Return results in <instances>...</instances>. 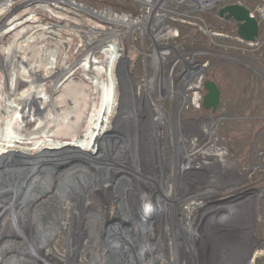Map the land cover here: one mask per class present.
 Here are the masks:
<instances>
[{
    "label": "rangeland",
    "instance_id": "rangeland-1",
    "mask_svg": "<svg viewBox=\"0 0 264 264\" xmlns=\"http://www.w3.org/2000/svg\"><path fill=\"white\" fill-rule=\"evenodd\" d=\"M21 1L23 0H0V17L2 11L9 7L11 3ZM68 1L83 3L89 7H95L98 10H106L109 8L117 11L135 10L133 2L125 0ZM245 3L251 9H255L259 6L260 1L246 0ZM53 8L54 10H52V12L45 10L44 13L39 16L37 21L40 22L42 19H45V21L34 24L33 34L28 33L29 38L26 39L24 36L22 38L15 37L17 39V41H15L16 43L12 42L14 30L10 27L13 25L4 23L0 28V32L3 34V41L2 43L0 42V45H2L4 53L8 54L12 50H16V55H21L27 58V60L29 59L30 62L32 60V62L36 64L39 63L38 65L43 64L44 67L43 62L46 61L47 57L55 61H60L63 55H60L59 58V52L56 46L52 47L56 53L49 55L46 50L42 48L43 44L47 42L43 39L51 37V43L54 44L57 41L59 42L62 41V39L66 40L69 38V42L72 44L71 51H73L75 45L79 43L78 31L90 29V31H84L86 35L90 36L91 33L94 32V25L97 27L99 25L95 14L82 8L71 6L66 2L59 1L55 3ZM20 13L22 12H18V15ZM204 18L210 29H212L213 33L216 35L214 37L220 39L219 37H221L222 34L232 37L234 31L233 26L219 20L215 12L206 14ZM46 22H48V28H50V26L52 27L53 36L52 34H50V36L46 33V30L43 29L47 26L45 24ZM105 25V27L114 28L113 25ZM231 37L226 39V41L233 44ZM179 42L186 53L190 55L204 52V50L214 52H222L224 50L223 48L211 45L208 36L204 32L194 28L184 29ZM88 49L91 48L89 47ZM235 51L239 52L240 56L243 58L240 62H229L222 58L211 57L204 54L196 57L198 61L209 63L204 84L206 82H212L217 86L219 91L218 106L216 109L210 110V108L203 104V111H185L182 112L181 115L183 120L189 118L199 120L203 117H207L208 119H205V121L210 122V124L212 123V126H210L212 127L214 136L209 142V136H205L203 131L197 128L196 130L193 128H185V132L193 134L196 139L194 144L198 145L197 155L208 157L212 154H222V159L219 160L215 158L214 161L212 160L211 166H207L208 168L205 172L200 171L197 172V174H192L193 172H191L190 174L188 173L192 167L190 165L188 167L189 170H184L188 176L180 174L181 176L179 178L172 172V169H169L170 166L168 162L166 161L167 163H165L162 161L161 158L165 151L163 148L164 145L162 144L160 149L163 151L161 150L160 153H158L156 149V154L151 157V163L146 159V163L150 164L146 165L145 162L142 161V165L144 166L141 168L142 170L145 168V173L141 180L138 181L139 171H134V164L137 169L138 164L136 160H133L131 151L132 134L130 133H133V126L129 127L131 130L118 131L119 133L115 136V138L117 137V142H122V140H124L122 149L125 154V167H119L121 168L119 169L116 166L122 158L118 159L115 164L113 162L107 163L105 160H102V162L98 160L97 163H91L90 160L86 159L87 155H95L97 154L96 151L105 152L107 148L102 139L99 138L95 140L94 138V131L96 130L97 124H87L89 118L92 117L93 108L91 101H87L88 104H85V95L82 94L81 89L84 87L83 84L78 83L76 79V85L80 86H72V84L68 86V81H66L61 85V90H54V93H56V100H58L59 103H56L51 111H48L51 107L50 101L48 102L46 99L45 101L41 100L38 103L39 111L34 109L31 111L33 121L32 130L34 131L35 138L41 135L42 129L45 127V121L49 119L51 112L53 113L50 122L53 121L54 113L56 114L58 112H60V115L67 117L81 114L80 116L82 119L74 117L75 119L72 120L71 123L68 124V122H66L64 126L66 124L68 126L66 125V128H63V126L61 129L63 132L65 130V134H62L63 136L58 135L59 141L52 147L45 149L41 142H34L30 144L32 146L24 147V149L29 150V153H18L14 155V157L11 156V159H18L19 162H31L35 164L41 161V163L34 173L24 172V175H20L16 169L15 171L3 170L0 172V212L4 203H27L29 200L28 193L39 194L45 190H55L60 186L59 184L62 178L65 180L64 189L67 193V197L74 196L78 189L84 188L85 186L91 189H89L87 193L88 201L85 204L76 202L73 206L72 202L67 203L68 198H66L65 204L61 208H54L53 211L52 209L46 208L45 212L47 215L44 220L52 223L56 222L57 219H55V217L62 216H64L62 217L64 221L68 222L72 217V209L76 212V218L70 221V223L75 225L72 236L67 237L64 232H60L52 241L51 246H45L44 250L48 248L53 255L55 254L53 250L57 251V254L54 255L57 257V261H53L51 256L47 257L46 255L48 253L45 251L39 254L34 252L24 253L21 251L16 254L17 258L20 259L18 261L19 264H50L47 258L48 260H52V262L50 261L52 264H81V262H86L84 259L80 261L81 255L87 261L89 260V256H92L94 257V261L91 258V263L96 262L97 255L99 256L98 253L103 250L100 243H106L107 240H110V235H114L113 238L117 235H122L121 238L125 239L126 242L130 240L128 236L127 238L124 237V233L126 234V232L123 230V227L120 226L117 228L116 232L114 227L108 228L107 225L113 224L108 221H117V219H121L122 221L126 220L125 224H130L135 227L137 217L141 218L140 221H145L147 218L149 221H151L149 218H164L165 220L163 221H168L169 227L173 228L172 230L175 232H177L178 229L176 226L181 221L188 227H193L196 233L193 238L196 243L194 249L199 252V264H205L202 251L208 254L207 263L214 264L215 256L213 254L216 250L218 252L219 248L217 246L214 247L213 243L215 242L216 244V239L218 238V242L223 239V246L226 252V254L225 252L223 253V256L227 257V261H223L222 264H241L243 260L242 257H247L250 253L254 254L255 250L256 253L254 254L253 264H264V47L254 52L246 51V53H244L241 50ZM91 59L92 58H90L88 62L85 61V63L88 64L84 66L87 70L85 68L82 69L83 74H86L87 71H91ZM40 66L42 67V65ZM73 67L75 68V65ZM79 71H77L76 75L80 74ZM74 73H71V75L73 76ZM69 80H71V76ZM54 83L55 81H53V84ZM44 89L48 91V87L44 86ZM15 91L18 92L17 88H14V92ZM204 95H207L205 89ZM100 97H102V94ZM14 100L17 102L16 98H14ZM210 118H212V120H210ZM1 126L2 122H0V130ZM181 129L183 131L184 126H182ZM171 130L180 131V129L175 128ZM68 131L69 133H67ZM124 134L129 139L125 140ZM137 134L140 133L137 132ZM73 138L78 139L82 144H73L67 147L68 152L65 156L62 155L67 146L64 141L72 140ZM215 138L217 141L214 140ZM152 141L156 144L154 139ZM135 144L136 142L134 146ZM151 145L152 142L148 143V146ZM148 150L150 151L149 154H152L154 148L151 147L150 150L149 147ZM106 154L112 155L111 149H109ZM134 154L138 156V151ZM144 155L145 157L147 155L145 149L142 150V156L144 157ZM134 159H136V156H134ZM6 160L5 155L2 154L0 150V162L3 163ZM104 162L107 164L104 165ZM202 163L203 162L198 159L193 166L199 168ZM43 171L46 173L45 176L42 174ZM104 172L105 179L102 177L103 186H101L100 189L95 188L98 187V183L94 182L98 181L101 177V173L104 175ZM117 174L118 178L114 177L113 180L106 178ZM121 175H123L124 180L125 178L128 179L125 185L120 183L119 177ZM164 176L165 178H163ZM65 177L69 178L70 182L66 181L67 178ZM167 180L172 181L167 183L169 186V193L172 194L168 199H165L168 194L166 191L164 192L165 184L168 182ZM173 181H175L176 185H174ZM73 183H76L79 187L75 189L69 187V185ZM126 185L133 188V190L130 191L127 205L123 203V197L120 198L121 195H124L120 194V192L125 191ZM92 186H94V188ZM143 195L147 198L149 197V205L142 214L140 203L142 202ZM118 200L122 203H117ZM33 208L34 207L31 209L33 210ZM93 214H96L98 220L94 219ZM124 214L125 218H123ZM119 216L122 218H119ZM189 217H191V219H189ZM4 218L5 217L0 218V262L6 261L11 257L10 253L6 252L5 245L12 241H16L19 244L25 243L23 235L14 232L11 228L10 231H3V233H1L3 229L1 226L4 223ZM155 224L159 226L158 220L155 221ZM246 225L249 226V230H247L248 228L246 229ZM53 226L58 225L54 224ZM157 226H155V229ZM38 227L39 229L37 232H39V234H43L45 239L51 238L50 233L44 231L42 223L39 224ZM40 229H42L43 232H40ZM110 229H112L111 233L108 234ZM58 231L59 229L56 232L58 233ZM247 231L250 235L246 233ZM135 232H137V229H135ZM155 232L159 235L165 234L157 230ZM210 236H212L211 239ZM157 240L158 237L155 236L150 239L149 242L153 245ZM164 243H170L168 235H164ZM112 246V248L116 247L117 250L115 251H120L122 248V244H113ZM111 252L113 253L114 251L112 250ZM69 254L73 257L76 256V259L69 258ZM61 256L62 259H60ZM180 256L181 251L175 254V258H179ZM190 262L191 258L187 257V264H194V261ZM166 264H177V261L174 259V261Z\"/></svg>",
    "mask_w": 264,
    "mask_h": 264
},
{
    "label": "built area",
    "instance_id": "built-area-1",
    "mask_svg": "<svg viewBox=\"0 0 264 264\" xmlns=\"http://www.w3.org/2000/svg\"><path fill=\"white\" fill-rule=\"evenodd\" d=\"M29 0H23L21 2H13L5 10H14V15H18L20 18L15 21V24L10 28L14 30L13 38H27L28 33L33 34L35 23H42L45 19L40 22L37 21L39 16L44 11H50L45 7H33L34 9L28 10L30 7H25L23 4ZM34 1V0H33ZM133 2L135 10L117 11L112 9L98 10L95 7H89L83 3L74 2L75 6L87 10L88 12L95 14L98 19V25L102 29H106L105 24L113 25L112 28L115 32L113 43L118 45L121 49L118 50L120 56L126 55V49L131 51L130 55L133 58L130 59V64L127 63V77L122 78L117 75L118 63H116L114 70L105 75L104 73L99 74L97 69L87 71V74L82 73V69L87 66L85 63L89 61V45L86 43L85 32L78 31L79 43L75 45L73 51H71L72 44L69 42L64 44L62 53L58 49L59 55H63L62 58L67 59L68 63L74 65L76 70L71 80H68V86H80L76 85L75 80L78 83L83 84L82 94L85 95V104L87 101H91L92 108L97 104V101L102 93L109 92L110 95L124 92L126 86L128 87L125 94L132 96H141L145 94L146 99L141 100L138 103L132 104L130 107L133 111L144 112L149 116L150 110L157 109V112H163L166 121L168 119L167 114L171 116V124L175 126H184L183 131L180 129V136L178 135V142L181 143V158L179 163L174 160L177 165V169L184 171L186 165L191 164L192 167L190 172H205L211 166L212 160L222 159V154H212L208 157L197 155V144H194L196 140L193 134L185 132V128L199 129L205 133L208 137V142L212 140L214 133L212 132V123L205 121L207 117L201 119L189 118L183 120L181 115L185 111H203L204 104V80L206 70L208 69L209 63L197 60L198 55H207L211 57H217L225 59L229 62L241 61L243 59L238 51H257L264 47V0H259L260 4L255 9H251L246 5V0H125ZM81 5L82 7L77 6ZM34 5V3L32 4ZM31 5V6H32ZM244 6L250 10V17L255 18L260 27L259 36L254 41H247L239 35V25L241 22L234 18L226 19L225 16L220 14V11L227 6ZM85 6L86 8H83ZM2 11V13L4 12ZM35 11V13H34ZM215 12L217 18L223 22L231 24L234 28L232 37L226 34H222L220 39L213 33L207 24L204 16L208 13ZM3 17V18H2ZM113 18V20H107V18ZM6 18L4 14H1L0 25L5 23ZM4 20V21H3ZM47 26L43 29L46 33L52 34L53 29L45 23ZM194 28L204 32L214 47L223 48L222 52H214L204 50L201 53H195L190 55L186 53L184 48L181 46L179 39L184 29ZM49 31H48V30ZM233 41V44L226 41L229 39ZM51 37L43 39L47 41L43 44L42 48L51 55L55 53L52 48ZM42 40V41H43ZM49 40V41H48ZM15 41L17 39L15 38ZM65 40H63L64 42ZM20 43V42H19ZM229 49V51H228ZM86 64V65H85ZM89 69V68H88ZM80 70V74L77 71ZM87 70V69H86ZM106 94V93H105ZM182 96L179 100L177 108L178 97ZM150 98L153 100L150 101ZM156 114V113H155ZM143 137L148 131L147 127L151 129L150 135L148 136V143L152 142L149 147L154 148L153 154L156 149L160 153L161 144L164 145L166 150L164 127L157 126L155 122L149 121V117L141 116ZM179 120H178V119ZM212 120V118H210ZM139 122V120H138ZM184 124V125H183ZM147 126V127H146ZM129 132V131H128ZM127 134V133H126ZM132 134V133H130ZM124 139H129L125 134ZM122 136V137H123ZM187 138V139H186ZM146 139V136H145ZM156 141L155 144L152 140ZM171 138V148L175 145ZM217 141V139H214ZM155 145V146H154ZM165 154V151H164ZM215 156V157H213ZM160 157V156H159ZM211 157V158H209ZM203 163L199 168L194 167V163L198 161ZM135 160V159H134ZM171 160V158H170ZM151 163V162H150ZM150 163H145L146 165ZM172 163V160H171ZM139 167V165H138ZM203 167V170L201 168ZM172 168V164L171 167ZM189 170V169H188ZM195 170V171H194ZM194 174V173H193ZM116 218V217H115ZM119 218H122L119 216ZM141 218L137 217L135 227L130 224H123L125 221L121 219L109 220L112 225H107L108 228L114 227L116 229L120 226L128 234L127 242L121 238L122 235H110L107 244H122L120 251L108 252L106 249L101 250L99 256L97 255L96 264H166L168 262L177 261V264H186L187 257H194V254L198 253V250L194 249V234L193 227H188L183 221H181L176 227L177 232L173 231L169 227L168 221L164 218H149L151 221L145 219L140 221ZM191 219V217H189ZM158 220L159 226L155 224ZM122 224V225H121ZM155 226L156 229H155ZM137 229V232H135ZM164 232V235H168L169 244L164 243V235H159L157 232ZM157 236L158 240L153 245L150 244L149 240ZM178 236V237H177ZM105 243H100L104 247ZM181 251V256L175 258V254ZM94 257L89 256L87 261L82 255L80 261L83 259L86 262L81 264H91ZM94 261V260H93ZM195 261V258H193Z\"/></svg>",
    "mask_w": 264,
    "mask_h": 264
},
{
    "label": "bare ground",
    "instance_id": "bare-ground-1",
    "mask_svg": "<svg viewBox=\"0 0 264 264\" xmlns=\"http://www.w3.org/2000/svg\"><path fill=\"white\" fill-rule=\"evenodd\" d=\"M59 1L70 3L72 5H76V3L74 4L72 1H68V0H34V1L29 0L26 3H24L23 5L25 7H30L28 10H31V11H32V9H34L33 7H36L37 5H38V7L44 6L45 9H49L52 12V10H54L53 7H54L55 3L59 2ZM33 3H34V5H32ZM77 6L82 7L81 5H78V4H77ZM83 8H86V7L83 6ZM34 13H35V11H34ZM2 14H4L6 17L5 18L6 19L5 24H7V25L15 24V21L20 18L19 15H14V10H5ZM107 20H113V18L108 17ZM3 25H4V23L0 25V28ZM93 28H94V32H92L90 36L85 34L86 42L90 45L89 47L91 48V49H88L89 59L92 58L91 62H90L91 71L93 68V69H97L99 74L104 73L105 75H109V73L114 70L116 63H118L117 67L120 70V77H122V78L127 77V71H126L127 70V63L129 66L130 59L133 58V55H130L131 51H128V48L125 47L126 55L120 56V54L118 53V50H120L121 48L118 45H116L115 43H113L114 42L113 39L115 37L114 30L110 27H108L106 29H102L99 26L97 27L95 25ZM85 30L90 31V29H83L81 31L84 32ZM55 39H56V37H55ZM2 41H3V34L0 32V42L2 43ZM12 42L16 43L15 38H13ZM67 42H68V40H65L63 42V39H62V41L55 42L53 44V46H56L62 53L64 44H66ZM10 49H12V48H10ZM15 53H16V50H12L10 53L5 54L3 51L2 45H0V74H1V76H0V122H2L1 130H0V142H1L0 143L1 144L0 150L2 151V154L5 155V160L7 159L3 163L0 162V172L3 170L15 171V169H16V170H18L20 175H24V172H26V173L33 172L34 173L35 170H37L39 168L41 161L39 163H35V164H32L31 162H27V163L25 162L24 163V162H19L18 159H14V160L11 159V156L14 157V155H16L18 153H22V154L29 153V150L24 149V147L32 146L30 144H32L34 142H41L43 144V146L45 147V149L52 147L55 143H57L59 141L58 135L63 136L62 134H65L64 133L65 130H64V132H63V130H61L62 127L64 126V124L66 122H68V124L71 123L72 120L75 119L74 117H76L77 119H82V117L80 116L81 114L73 116V117H70V116L67 117V116L60 115V112H58L56 114L54 113L53 121L50 122L51 117H52V113H53V112H51L49 119H47L45 121V125H44L45 127H43V129H42L43 131L41 132V135L39 137L36 136L38 138H35L34 131L32 130V126H33L32 122L33 121H32L31 111L33 109L36 111H39L38 103L41 100L45 101V99L48 102L50 101L51 107H50V110H48V111H51L52 107H54V105H56V103H59V101L56 100V93H54V90H56V89L61 90V85L63 83H65L66 81H68L69 77L72 76L71 73H74L76 70L73 72L74 67L72 68V65L66 61L67 59L65 60L64 58H61L60 61L59 60L55 61V60H52L49 57H47L46 61L44 59H42L45 62L42 61L44 63V67H43V64H40V65H42V67H41L40 65H38L39 63L36 64L35 62H32V60L30 62L29 59L27 60V58H25L21 55H16ZM59 58H60V55H59ZM82 73H83V71H82ZM53 81H55L54 84H53ZM44 86L48 87V91L46 89H44ZM14 88H17L18 92H16V91L14 92ZM39 88H41V89H39ZM127 89H128V87L126 86L123 93L122 92H120L119 94L116 93L112 96L110 95V93L108 91L105 92L106 94L102 93V97H99L97 104L93 107L92 117L90 116L91 118H89V120H88L91 123L88 122L87 124H97L96 130L94 131V138H95V140H98L99 138L102 139L103 142H105L107 149L105 152L95 150L97 154H95V155L89 154V155H87L86 159L90 160L91 163H97L98 160H100L101 162H102V160H105V161H107V163L113 162L115 164L118 159L122 158L123 161L120 160V162H118L116 164V166L118 168L119 167H125V164H124L125 154H124V150L122 149V143L124 140H122V142H117V137L115 138V136H116V134L119 133L118 131L131 130V128H129V127L133 126L134 130H132L133 133L131 136V143H132L131 144V151H132L133 160H134V156H136L135 160H136V163L139 165V167L137 169L136 165L134 164V171L135 172L139 171L138 172V179H139L138 181H140L143 174L145 173L144 172L145 168H144V170H142V168H141L142 166H144V165H142V161H144L146 163V159H147L150 162L151 157L153 155H155L157 152L156 151L155 154H153V153L149 154L150 151L148 150L149 146H148L147 139H148V136L150 134V129L146 126L148 131L145 134V136H146V139H145V136L143 137L142 122L140 120V119H142L141 116H143V117H145V119L147 117H149V119L148 118L147 119L149 121L155 122V124L157 126L164 127L165 137L163 139V142H165L166 150H165V154L161 158L162 161L165 163L168 162V165L170 167L172 164V168H169V169H172L173 171L172 170L171 171L173 173H175L179 178L182 174H183V176H186V175L188 176V174L185 173V171H183V172L179 171L177 169L176 163L174 162V160H176L179 163V160L181 158V143H180V141L178 142V139H177L178 135L180 134V131L179 130L173 131L171 129L172 128L181 129V127L179 125L175 126V125L170 123L171 122V116L169 114H167V117H168V119H170V121L169 122L166 121L164 113L162 111L157 112V109H155V111L153 109L150 110V112H149L150 115L147 117L144 114V112H141L140 115H139V112L137 114V112L133 111V108L130 106L134 103H138L142 99L141 96H143V99H146V96H145V94H143L139 97L127 95V94H125L126 93L125 90H127ZM181 97L182 96L178 97V101L176 103L178 109H179L178 103H179V100ZM14 98L17 99V102L14 100ZM150 101L152 102L153 100L150 98ZM14 103H16L17 105ZM103 113H104V115H103ZM138 120H139V122H138ZM65 126L63 128H66ZM181 131H182V129H181ZM137 132H139L140 134H137ZM67 133H69V131ZM171 138L176 139V140H172V142L175 144L172 148L170 146ZM64 142L67 145L64 149V152L62 153V155H64V156L68 152L67 147H70L73 144L74 145L82 144L78 139H75V138H73L72 140H66ZM135 142H136V144L134 146ZM142 145H144L146 148ZM16 146H19V147H16ZM109 149H111L112 155L106 154L109 151ZM144 149L146 150V153H147L146 157L144 155L145 158L142 156V150H144ZM150 150H151V147H150ZM136 151H138V156L136 154H134ZM139 153H140V156H139ZM169 158H171L172 163H171V160ZM82 160H83V157H82ZM114 160H115V162H114ZM13 161H15V162H13ZM107 163L104 162V165ZM165 163H163V164H165ZM217 163H218V161H217ZM190 165L191 164L186 165L185 169H188V167ZM66 166H67V163H66ZM67 168H68V166H67ZM119 169H121V168H119ZM65 170L67 172H69L67 169H65ZM201 170H203V169L201 168ZM197 172H193V173L197 174ZM188 173L191 174L190 171ZM42 174L44 176L46 175V173L44 171L42 172ZM161 175H162V173H161ZM104 176H105V172H104V175L101 173V177L98 179V181L94 182V183H98V187H95V188L100 189V187L103 186L102 177H104ZM114 177L118 178V174L113 175L112 177H106V178L113 180ZM65 178H67V177H65ZM163 178H165V176ZM175 178H176V176H175ZM104 179H105V177H104ZM119 179H120V183L122 185H125V183L128 181V179H126V178L124 180L123 175H121L119 177ZM66 181L70 182V179L67 178ZM170 182H172V181H168L165 184L164 192L166 191L168 193L167 196L165 197V199H168V197L172 194V193H169V186L167 184ZM64 183H65V180H64V178H62L61 183L59 184L60 186L58 188H56L55 190L49 189V190L42 191L39 194L28 193L29 200L27 203L26 202H22L19 204H18V202L16 204H13L10 202L4 203L2 210L0 212V218L5 217L3 220L4 223L1 226V227H3L1 233H3V231L4 232L10 231V228H11V229H13L14 232H17L18 234L20 233L21 235H23V239H24L25 243L19 244L16 241H12L9 244L5 245L4 247L6 249V252L10 253L11 257L8 258V260H6V261L0 262V264H19L18 261L20 259L17 258L16 254L20 253L21 251L24 253L34 252L36 254H39L41 252L43 253V251H45L48 253L46 255L47 257L51 256L53 261H55V262L57 261V257L54 256L55 254H57V251L53 250V248H52L53 252L55 253L53 255V254H51L52 252L50 253L48 248L46 250H44L45 246L46 245L51 246L52 241L58 236V234L60 232H64L67 235V237L72 236V231L74 232L75 225L73 223H70V221L72 219L76 218V212L74 211V209H72V217H71L70 221H68V222H65L64 219L62 218L64 216H62V217H55V219H57V220H56V222L52 223V222L44 220L46 218L45 216L47 215L45 212L46 208L52 209V211L54 208H57V209L61 208L65 204L66 198H68L67 203L72 202L73 206H74V203H76V202H81V203L85 204L88 201V197H87L88 194L87 193L89 192V189H91V188H88L85 186L84 188L78 189L76 191L77 193H75L74 196L67 197V193L64 189L65 188ZM173 183H174V185H176L175 181H173ZM69 187L75 189V188H78L79 185H77L76 183H73V184L69 185ZM92 187L94 188V186H92ZM160 187H162V186H160ZM132 190H133V188L131 186L126 185L125 191L120 192V194H124V195H121L120 198L123 197L122 198V199H124L123 203H125L126 205L128 204V197L130 196V191H132ZM148 201H149V197L147 198L145 195H143L142 202L140 203L141 208H142V209L140 208L142 214L145 212V210L147 209V207L149 205ZM118 202H121V201L118 200L117 203ZM16 205L17 206L19 205V206L17 207ZM32 207H34L33 210L31 209ZM122 209H123V207H122ZM39 211H40V213H39ZM161 215H162V213H161ZM93 217L95 220H98L96 218V214H93ZM123 218H125V214L123 215ZM41 223H42V226L44 228V231L50 233L51 238L45 239V236L43 234H39V232H37V230L39 229L38 226ZM54 224H57L58 226H53ZM246 226H247L246 229L248 228L247 230H249V226L248 225H246ZM58 229H59V231L57 233L56 231ZM111 230L112 229H110L108 231V234L111 233ZM40 232H43V230L40 229ZM244 232H245V230H244ZM246 233L248 234L249 232L247 231ZM248 235H250V233ZM127 236L128 235L124 233V237L127 238ZM212 236H210V239ZM218 239H216V244H215V242L213 244H214V247L217 246L219 248V251L217 252V250H216L213 255L214 256L217 255L216 258H217L218 264H222L223 261L224 262L227 261V257L223 256L224 255L223 253L225 252L224 246H223L224 245L223 239H221L220 242H218ZM107 241H109V240H107ZM255 243H256V241H255ZM104 245L105 246L103 247V250L106 249L107 251H110V252L112 250L113 251L117 250L116 247L112 248L113 244H111V243L110 244L105 243ZM256 245H258V244H256ZM255 253H256V250H255ZM31 254H33V253H31ZM225 254H226V252H225ZM254 254L251 258L243 256L242 257L243 260H242L241 264H251V263L253 264L254 263V261H253ZM198 256H199V252L194 254V258H195V261L193 262L194 264H199V257ZM202 257H203V260L205 261V264H208L207 263L208 254H206L204 251H202ZM69 258L76 259V256L73 257L72 255L69 254ZM188 258H189V256H188ZM190 258H191V262H192L193 257H190ZM60 259H62V256ZM52 260L51 259L48 260V258H47V261H49L50 264H52L51 263ZM174 263H176V262H174ZM91 264H96V262H93ZM186 264H187V262H186Z\"/></svg>",
    "mask_w": 264,
    "mask_h": 264
},
{
    "label": "water",
    "instance_id": "water-1",
    "mask_svg": "<svg viewBox=\"0 0 264 264\" xmlns=\"http://www.w3.org/2000/svg\"><path fill=\"white\" fill-rule=\"evenodd\" d=\"M222 16L226 19L234 18L241 22L239 25V35L247 41H254L260 33V27L255 18L250 17V10L244 6H227L220 11ZM117 75H120V70L117 71ZM207 95L205 96L204 105L210 110L216 109L218 106L219 91L217 86L212 82H206ZM253 256L250 253L247 257ZM217 255L214 258V264H218ZM226 257V256H225Z\"/></svg>",
    "mask_w": 264,
    "mask_h": 264
},
{
    "label": "trees",
    "instance_id": "trees-1",
    "mask_svg": "<svg viewBox=\"0 0 264 264\" xmlns=\"http://www.w3.org/2000/svg\"><path fill=\"white\" fill-rule=\"evenodd\" d=\"M204 89H205V91L207 92V90H206V83L204 84Z\"/></svg>",
    "mask_w": 264,
    "mask_h": 264
}]
</instances>
